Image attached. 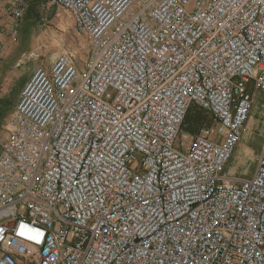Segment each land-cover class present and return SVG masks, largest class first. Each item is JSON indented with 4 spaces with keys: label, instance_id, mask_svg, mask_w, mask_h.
Returning <instances> with one entry per match:
<instances>
[{
    "label": "built area",
    "instance_id": "2783aa9c",
    "mask_svg": "<svg viewBox=\"0 0 264 264\" xmlns=\"http://www.w3.org/2000/svg\"><path fill=\"white\" fill-rule=\"evenodd\" d=\"M50 4L88 56L36 67L10 114L0 264H264V149L222 173L264 95V0ZM193 107L210 123L186 142Z\"/></svg>",
    "mask_w": 264,
    "mask_h": 264
},
{
    "label": "rangeland",
    "instance_id": "374dc122",
    "mask_svg": "<svg viewBox=\"0 0 264 264\" xmlns=\"http://www.w3.org/2000/svg\"><path fill=\"white\" fill-rule=\"evenodd\" d=\"M51 0H33L23 8L19 22L9 16L0 21V52L19 59L20 71L29 77L36 67H48L53 59L62 54L73 58L78 70H82L88 56L86 38L78 34L70 15L60 7L50 4ZM13 5L10 7V11ZM15 32L10 31L15 26ZM14 28V27H13ZM17 56V57H16ZM254 93L255 105L246 130L230 162L222 171L223 174L249 179L256 167L257 159L264 149V95L249 86ZM13 89L0 99V149L9 139L7 122L16 104L11 99ZM209 116L193 107L187 115L179 139L189 142L202 124H209ZM28 251L21 250L20 256L27 258Z\"/></svg>",
    "mask_w": 264,
    "mask_h": 264
},
{
    "label": "crops",
    "instance_id": "0c3cea01",
    "mask_svg": "<svg viewBox=\"0 0 264 264\" xmlns=\"http://www.w3.org/2000/svg\"><path fill=\"white\" fill-rule=\"evenodd\" d=\"M15 0H0V21L10 16V7ZM33 0H31L32 2ZM6 50L0 52V99L6 96L9 90L14 91L11 102L18 100L20 93L28 80L19 69L21 61L14 60V56L7 53ZM17 57V56H16ZM16 100V102H17ZM182 132V131H181Z\"/></svg>",
    "mask_w": 264,
    "mask_h": 264
},
{
    "label": "trees",
    "instance_id": "16d2710c",
    "mask_svg": "<svg viewBox=\"0 0 264 264\" xmlns=\"http://www.w3.org/2000/svg\"><path fill=\"white\" fill-rule=\"evenodd\" d=\"M187 117V116H186ZM186 119V118H185ZM185 122V121H184Z\"/></svg>",
    "mask_w": 264,
    "mask_h": 264
}]
</instances>
